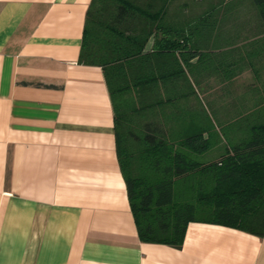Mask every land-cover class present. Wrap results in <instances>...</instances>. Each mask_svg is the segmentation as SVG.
Masks as SVG:
<instances>
[{
  "label": "crops",
  "instance_id": "obj_1",
  "mask_svg": "<svg viewBox=\"0 0 264 264\" xmlns=\"http://www.w3.org/2000/svg\"><path fill=\"white\" fill-rule=\"evenodd\" d=\"M92 1L0 0V264H264V236L216 224L142 241L114 131L128 102L169 142L201 140L203 164L245 142L264 122L258 11L153 0L113 27L99 9L85 63Z\"/></svg>",
  "mask_w": 264,
  "mask_h": 264
},
{
  "label": "trees",
  "instance_id": "obj_2",
  "mask_svg": "<svg viewBox=\"0 0 264 264\" xmlns=\"http://www.w3.org/2000/svg\"><path fill=\"white\" fill-rule=\"evenodd\" d=\"M152 2L93 0L87 12L81 61L97 60L94 31L99 9H115L110 16L115 27L125 21L130 9L153 6ZM251 2L264 24V0ZM120 106L114 101L116 151L142 241L179 245L190 222L264 236V122L253 125L247 140L232 146L221 159L203 164L190 156L191 150L205 148L203 143L198 146L201 140L197 137L171 143L158 120L145 118L142 106L128 102Z\"/></svg>",
  "mask_w": 264,
  "mask_h": 264
},
{
  "label": "rangeland",
  "instance_id": "obj_3",
  "mask_svg": "<svg viewBox=\"0 0 264 264\" xmlns=\"http://www.w3.org/2000/svg\"><path fill=\"white\" fill-rule=\"evenodd\" d=\"M195 1V2H194ZM192 6L199 8L210 7H233V6H249L253 7L251 0H234L232 2L223 3V0H194Z\"/></svg>",
  "mask_w": 264,
  "mask_h": 264
}]
</instances>
